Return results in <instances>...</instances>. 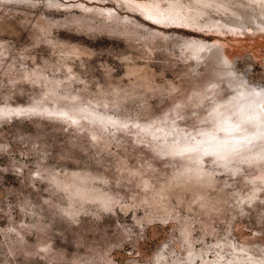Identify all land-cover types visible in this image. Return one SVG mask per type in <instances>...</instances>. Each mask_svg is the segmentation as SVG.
I'll return each mask as SVG.
<instances>
[{"label":"rangeland","instance_id":"obj_1","mask_svg":"<svg viewBox=\"0 0 264 264\" xmlns=\"http://www.w3.org/2000/svg\"><path fill=\"white\" fill-rule=\"evenodd\" d=\"M135 1L0 0V264H264V158L171 150L264 89V3Z\"/></svg>","mask_w":264,"mask_h":264},{"label":"bare ground","instance_id":"obj_2","mask_svg":"<svg viewBox=\"0 0 264 264\" xmlns=\"http://www.w3.org/2000/svg\"><path fill=\"white\" fill-rule=\"evenodd\" d=\"M197 1L201 0H195V2ZM248 1L257 5L264 3V0H247V3ZM135 3L137 6L145 9L149 16L153 18H166L170 20H174L173 14H176V11L174 10L178 7H175V5L170 2L168 7L164 9L154 4L143 5L139 3L138 0L135 1ZM201 3L205 7L204 3L207 2L201 1ZM208 4L209 3L206 5ZM244 6L247 5L244 4ZM240 16L241 18L238 20L234 19L233 23L235 26L238 25L241 27V29H245L247 26L250 27L255 22L254 19L252 20V18L246 17L243 14ZM187 19L190 18L187 17ZM258 21L255 25L257 24L260 29L264 28V22H261L260 20ZM213 55L222 65H225L226 71L229 72L230 70L228 66L230 65V60L228 56L222 51H216ZM229 74L231 75L230 84L235 88L239 95L237 102L238 105L236 106L237 109L235 112V114H237L238 121L236 120V122H234L231 119H226L225 117L224 119L226 120H223L215 130L206 134L204 140L202 142L200 141L201 143L198 146L193 145L192 147L190 145H180L174 148L171 147L173 148L171 150L176 154L178 153L183 155V157L181 156L182 158L188 157L189 159L196 160L205 153H212L219 159L222 157L226 159V161L240 158H264V89H256L252 87L246 78L238 76L234 72L230 71Z\"/></svg>","mask_w":264,"mask_h":264}]
</instances>
